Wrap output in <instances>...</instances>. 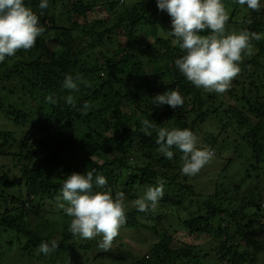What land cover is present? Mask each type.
<instances>
[{
  "label": "trees",
  "instance_id": "trees-1",
  "mask_svg": "<svg viewBox=\"0 0 264 264\" xmlns=\"http://www.w3.org/2000/svg\"><path fill=\"white\" fill-rule=\"evenodd\" d=\"M99 1L48 0L47 8L41 9V0H25L26 6L40 17L45 32L37 38L34 48L21 50L0 63V85L11 82L13 85L15 80L21 83V91L29 97L36 118L28 121L21 110L23 107L4 105L0 96V112L6 108L8 117L19 129L29 125L21 139L14 132L0 129V264L4 254L1 250L9 251L16 245L22 259L31 264L69 263L76 256V249L82 250L80 254L85 255V261L91 257L98 264L104 261L118 264L128 259L131 254L126 251L124 255L119 250L114 255L95 251L87 258L84 251H90L92 244L78 245V237L69 231L71 217L58 207L56 197L62 195L67 175L86 174L93 169L94 179L97 175L107 179V188H111L113 196L116 192L125 194V203L141 197V190L163 181L165 194L160 202L164 205L197 207L200 204L181 223L189 236L208 237L209 247H213L219 264H260V260L264 264V193L260 187H246L245 191L240 187L233 189L238 196L231 198L219 197L216 191L204 194L205 188L196 184L206 178L205 173L183 175V153L174 148L173 158L166 159L158 152L157 131L153 129L152 135H145L141 131L143 119L132 120V116L145 117L157 129L164 125L170 129L188 128L203 136L202 139L206 137L205 147L217 145L218 138L211 131L202 135V127L218 126L223 134L238 128L239 134H246L252 172L256 181L259 180L260 173L264 172V97H260L264 87L253 78L260 77L257 69L264 71V38L252 41L257 53L243 58L242 71L226 92L229 98L242 93L239 105L237 101L232 104L228 103L230 100L218 99L220 94L195 87L178 71L174 61L184 53L176 54L169 41L160 37L163 27L158 25L167 18L161 16L164 11L158 9L156 0H134L133 3L131 0L129 5H124L126 0ZM119 4L120 10H117ZM59 6L64 13L57 16ZM99 6L112 12L114 21L89 20ZM240 6L251 16L244 30L264 33V8L252 11L247 5ZM151 9H155L153 13ZM144 27H148L155 43L145 44ZM52 34L60 48L48 54L45 39ZM116 34L126 38V46L121 52L105 56L102 48L106 44L112 46ZM68 40L74 51L71 47L67 52L62 50L70 45ZM156 46H162L164 53ZM88 52L100 53L105 61H97L92 70L82 69L81 58ZM67 75L74 80L80 77V96L74 101L77 100V109L88 103L91 107L87 114L67 103L66 97L73 96L63 88ZM86 80L90 83L86 84ZM173 90L184 97L183 107L172 109L166 104L157 107L152 103L157 95ZM246 90L248 95H244ZM50 95L58 99L56 104L46 101ZM82 116L95 126L86 127ZM203 145L198 147L204 148ZM116 151L122 156L107 158ZM102 190L106 189L95 186L93 189ZM45 203L59 208L64 221L60 232L47 222H35L42 219L38 210ZM126 209L127 222L123 229L145 231L155 237L151 248L133 264H205L200 246L179 242L169 229H162L166 215L155 211L144 213L130 206ZM8 236L17 242L8 240L2 245ZM53 240L59 247L50 255L38 253L41 242L51 246Z\"/></svg>",
  "mask_w": 264,
  "mask_h": 264
},
{
  "label": "clouds",
  "instance_id": "clouds-1",
  "mask_svg": "<svg viewBox=\"0 0 264 264\" xmlns=\"http://www.w3.org/2000/svg\"><path fill=\"white\" fill-rule=\"evenodd\" d=\"M161 11H167L171 17L172 31L167 34L174 37L173 43L184 53L175 59L174 64L184 78L205 92L224 94L232 87V81L239 76L240 64L245 56L253 52L252 41L264 38V33L249 32L247 29L229 33L226 23L228 12L222 0H156ZM239 5H247L252 11H260L264 5L261 0H236ZM48 0H41L39 7L47 8ZM45 28L40 24V17L26 6L25 0H0V63L6 57H14L17 52L29 51L35 47L37 38L42 36ZM209 33L203 35L201 33ZM80 77L74 80L67 75L63 88L79 90ZM67 103L74 109L87 114L90 105L85 103L77 109L73 96L66 97ZM51 104L58 102L53 96L46 97ZM152 103L157 107L168 105L172 109L183 107L184 97L177 90L157 95ZM141 131L152 135L157 131L156 144L158 152L171 160L172 149L183 153L181 172L186 176H195L214 158V150L198 147L199 137L188 128L159 127L148 119L141 120ZM92 171L86 174L73 172L64 180L61 193L57 196L58 207L71 217L69 231L73 236L83 240L101 237L98 247L110 250L113 241L119 236L120 229L127 222L125 194L107 188V179ZM94 186L102 191H93ZM164 182L150 186L144 194L133 201V206L140 212H154L158 202L164 196ZM59 245L55 240L51 246L41 242L38 253L50 255Z\"/></svg>",
  "mask_w": 264,
  "mask_h": 264
},
{
  "label": "rangeland",
  "instance_id": "rangeland-1",
  "mask_svg": "<svg viewBox=\"0 0 264 264\" xmlns=\"http://www.w3.org/2000/svg\"><path fill=\"white\" fill-rule=\"evenodd\" d=\"M110 1H116L119 3V0H101L99 2H110ZM134 0H132V3ZM131 3V0H126L124 5H129ZM222 3L225 5L226 11L229 15V20L226 23V30L229 33H237L239 34L240 31L244 30V28H247L249 23L251 22V16L249 15V12L243 7L240 6L238 3H236L234 0H222ZM236 3V4H235ZM122 4V3H120ZM117 10H120V5ZM262 5H264V0L261 2ZM264 8V7H262ZM57 16H60L64 13L63 9L59 6L57 8ZM155 9H151V12L153 13ZM161 16L166 17V22L164 23V19H162V23H160L158 26L163 27L161 30V36L162 38H166L167 41L171 44V47L176 50V54H179L181 50L179 49V46L177 44L173 43L174 37H170L167 33L172 31V25H171V17L167 13V11H164V14ZM89 20L91 21H114V15H112V12H108L105 7L99 6L97 7L96 11L91 14L89 17ZM157 22H161V19H157ZM249 22V23H248ZM244 23H248L243 26ZM145 36H144V42L147 45L149 41L151 43H155L156 41L151 38L148 27L143 28ZM55 35H50L48 38H46V47L48 54H50L53 50H59V46L54 41ZM113 45L106 44V47L102 48V52L105 56H111L113 52H121V50L124 49L126 46V38L123 36L116 34L113 35ZM69 41V40H68ZM70 42V41H69ZM147 42V43H146ZM64 44H67L66 42ZM144 44V45H145ZM72 48L74 51L73 44L70 42V45L62 48L63 51H68L69 48ZM161 53H164L162 50V46H156ZM253 53H257V50H255V47H253ZM68 58L71 57V54H68ZM98 62L103 63L105 60L102 58L100 53H92L88 52L86 56H83L81 58V67L82 69L92 70L95 68V64ZM258 73L257 75H260V77L255 76L253 80H258L259 85H262L264 87V71L257 69ZM6 71V69H5ZM85 80V79H84ZM16 83L12 85L11 84H1L0 85V96L3 97V104L4 105H16L17 107L21 108L23 113L26 115L28 121L33 122L35 118V109L32 107L29 97H25L23 92L21 91V86L17 80H15ZM86 80V84L90 83V81ZM80 88V86H79ZM248 88V86H247ZM79 91V90H78ZM78 91H71L68 90V93L72 94L75 98H79ZM244 95H248V90H246ZM242 93L239 94L237 97L229 98V95L227 93L220 94L218 96V99H221L223 101L230 100L228 103H235L237 101V104L239 105V101L242 98ZM264 97V93L260 95V97ZM22 98V100H20ZM75 104H77V100L74 101ZM128 107V105H127ZM133 107V106H132ZM134 109V108H133ZM136 113H140L134 109ZM127 112H131L130 110ZM10 113L6 110V108L2 109V112H0V129L1 130H8L11 132H14L18 139H21V134L29 128V125L26 127H21V129L17 128L16 125L13 123L12 118L8 117ZM139 119H145V117H136L132 116V120L136 121ZM83 123L87 126L91 125L92 127L95 126V123H89L87 121L86 116H82ZM214 125V124H213ZM130 128H132V125H130ZM166 127L169 130H171L167 126ZM175 128V127H171ZM213 130V131H212ZM105 129L103 128L102 132H104ZM214 135V137H217L218 144H213L211 148L214 150V158L206 165L201 171L205 173L206 178H202L199 180V184H196L197 186L205 188L204 194H214L216 191V194L219 197H235V193L233 192V189L241 188L242 191L246 190L247 188H251L254 186H259L264 193V172L260 173L259 180L256 181V175L252 172L253 163L250 160V149L248 143L245 141L244 137L246 134H239L238 132L240 129L235 128L233 131H227L223 134L222 131H220V128L217 126L215 129L214 127L205 128L202 127L201 131L202 135L205 134L204 132H209ZM199 133V132H198ZM107 134V133H106ZM199 137V136H198ZM203 137V136H202ZM199 137V143L198 145H203V140L206 142L207 139L204 137ZM212 142V140H211ZM204 147L206 146L203 145ZM14 152V151H13ZM122 156L120 152L116 151L113 154H110L107 156V158H119ZM228 160V164L226 165V162ZM139 163V161H138ZM255 167V165H254ZM196 183V181H195ZM198 189V187H196ZM146 189L141 190L142 195ZM140 192V194H141ZM139 195V196H142ZM242 195V194H241ZM238 196V195H237ZM236 196V197H237ZM246 196V195H244ZM242 196V197H244ZM126 206L133 207V202H126ZM200 204L197 205V207ZM196 205L190 206L188 204H185L182 207L172 206V205H164L160 201L158 202V205L155 209V212L161 213L166 215L167 217L163 219L162 221V229L167 230L169 229L172 234H174L175 238L182 243L185 244H194L196 246H200V250L202 251V257H205L206 259L205 264H219L217 260L216 253L213 251V247H209V240L208 237L202 236L200 238L191 237L187 234V231L183 228L181 220H183L185 217H189V214L191 212L197 211ZM58 207L55 205H52L51 203H45V205L38 210V214L41 216V220L35 221L40 222L42 221L44 224H49L51 227L55 228L59 232L62 230V225L64 224V221L60 218L61 215L59 214V211L57 209ZM126 211H128L126 209ZM172 214V215H171ZM47 222V223H46ZM101 237H97L93 240H83L78 238V245H85V244H92L93 248L90 251H84L87 254V258L89 256L93 255V253L96 251V253H104L107 252L109 254H117V250H119L121 253L126 254V251H128L131 255L128 257L126 261H122L118 264H133L137 259H141L143 255L151 248L153 241L155 240V237L152 234H149L145 231H136V230H128V229H120L119 236L113 241L112 247L110 250H102L98 247V240H100ZM8 240H15L14 237H5L3 239L2 245H5L6 241ZM17 242V241H16ZM75 247V246H74ZM77 248V247H75ZM3 252V264H31L30 261H25V259H22V256L19 252V246L16 245L15 249H11L9 251H6V248L1 250ZM80 252L82 250L76 249V256L74 257V260H71L69 263L66 261L63 264H98L97 262L91 261L88 259L85 261V255H81ZM85 257V258H84ZM41 264V263H40ZM104 264H116V262H107L104 261ZM226 264V263H225ZM260 264H263L262 260H260Z\"/></svg>",
  "mask_w": 264,
  "mask_h": 264
}]
</instances>
